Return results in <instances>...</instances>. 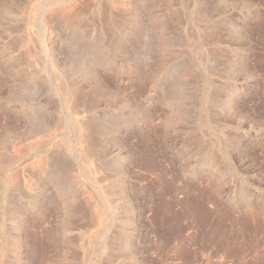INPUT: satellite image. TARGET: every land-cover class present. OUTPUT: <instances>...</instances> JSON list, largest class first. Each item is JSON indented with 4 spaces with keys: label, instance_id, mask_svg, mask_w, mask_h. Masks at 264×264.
<instances>
[{
    "label": "rangeland",
    "instance_id": "1",
    "mask_svg": "<svg viewBox=\"0 0 264 264\" xmlns=\"http://www.w3.org/2000/svg\"><path fill=\"white\" fill-rule=\"evenodd\" d=\"M0 264H264V0H0Z\"/></svg>",
    "mask_w": 264,
    "mask_h": 264
},
{
    "label": "bare ground",
    "instance_id": "2",
    "mask_svg": "<svg viewBox=\"0 0 264 264\" xmlns=\"http://www.w3.org/2000/svg\"><path fill=\"white\" fill-rule=\"evenodd\" d=\"M81 110V109H80ZM81 112V111H80Z\"/></svg>",
    "mask_w": 264,
    "mask_h": 264
}]
</instances>
